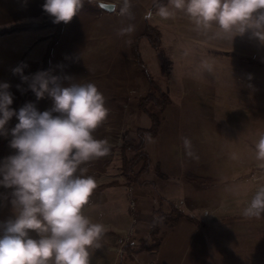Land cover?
<instances>
[{"label":"rangeland","instance_id":"obj_1","mask_svg":"<svg viewBox=\"0 0 264 264\" xmlns=\"http://www.w3.org/2000/svg\"><path fill=\"white\" fill-rule=\"evenodd\" d=\"M154 1L129 0L128 12L122 14L124 0H84L83 8L67 24L53 23L43 9L24 23L33 25L28 28L33 32V47L24 54L40 46L44 56L50 48L48 74L65 85L67 78L74 83H94L109 109L94 136L106 139L110 151L83 165L97 186L106 185L92 192L83 209L93 221L107 226L100 247L90 250V264H116L126 242L146 236L152 210L167 211L166 207H174L185 218L195 216V224L185 225L182 218L184 225H177L173 232L182 238L177 239L180 254L191 264H264V214L259 219L243 215L257 188L264 185V169L254 159V145L264 134V43L251 31L233 41L230 35L197 31L182 12L162 19ZM94 2L113 4L114 10L104 12ZM145 21L157 28L160 47L157 51L141 42L143 64L139 66L132 43L144 31ZM129 25L134 30L120 35ZM142 67L169 99L164 110L156 111L160 119L157 136L145 142L150 162L147 173L139 178L148 182L143 187L121 171L123 143H136V130L150 126L149 118L138 109L150 88ZM7 83L10 88V84L17 87L26 81ZM33 93L30 88L21 91V107L32 103L40 112L52 108L47 94L37 99ZM184 138L191 141L194 156L187 154ZM4 139L0 166L10 156L3 148H12L11 133L7 145H1ZM13 191L0 185V234L4 224L15 218ZM166 228L162 225L160 233ZM170 249L166 242L154 261L142 258L146 251H140L127 264H171L173 254L168 260L163 256Z\"/></svg>","mask_w":264,"mask_h":264},{"label":"clouds","instance_id":"obj_2","mask_svg":"<svg viewBox=\"0 0 264 264\" xmlns=\"http://www.w3.org/2000/svg\"><path fill=\"white\" fill-rule=\"evenodd\" d=\"M84 6V0H45L43 10L52 22L69 23ZM130 7L124 0L122 14ZM184 13L195 29L220 37L252 36L264 43V0H168L158 4L162 19ZM151 16V13H149ZM129 25L120 35L130 34ZM215 30V31H214ZM26 66V65H25ZM23 67L13 69L23 81ZM207 70L211 66L204 64ZM63 84L59 77L38 72L31 77L30 89L37 99L47 94L53 101L50 110L40 112L32 103L18 112L10 109L12 94L7 83L0 84V134L16 116L10 146L17 154L0 166V185L14 188L12 205L15 218L8 220L0 234V264H90V250L100 247L107 226L93 221L83 209L97 187L94 177L83 167L106 156L110 144L97 139L95 131L109 115L104 95L94 83ZM56 113L57 115H53ZM189 156L191 141L184 138ZM257 167L264 169V134L254 145ZM264 214V185L257 188L244 209L246 218Z\"/></svg>","mask_w":264,"mask_h":264},{"label":"trees","instance_id":"obj_3","mask_svg":"<svg viewBox=\"0 0 264 264\" xmlns=\"http://www.w3.org/2000/svg\"><path fill=\"white\" fill-rule=\"evenodd\" d=\"M166 2L167 0H155L153 5L154 7H158V4H165ZM29 27H33V25L17 24L12 26L10 29L0 30V35L15 30L28 29ZM56 41V39L54 41H51V45ZM159 41V33L157 31V28L145 21L144 31L139 34L132 43V53L134 54V57L137 60L139 66L143 64L139 44L141 42H145L148 48L159 51ZM51 45L49 47H51ZM49 49L50 48L47 49V52L44 54L41 60L42 67L40 69V72L47 71ZM245 61L253 66L260 65L259 62L252 59H245ZM141 69H143V67ZM142 72L150 88L145 92V95L141 99L138 109L141 113L145 114L149 118L150 126L147 128H138L135 135L136 143L125 141L121 148L122 174L127 179L129 178V176L133 177V181H138V186L141 187L148 184V182L139 181V178L142 176V174L147 173L146 171L148 170L150 162V155L145 149V142L147 141V139L149 140L150 138H155L157 136L160 126V119L157 116V112H161L162 110H164L163 108L169 104L167 93L153 80L152 76L147 70L143 69ZM153 110L157 112L155 113ZM139 165L140 168L136 169V167ZM194 177L198 180L205 179L199 176ZM105 186L106 185L97 186L94 190H99ZM181 217H183V214L174 207H170V209H167V211L161 209L152 210L151 221L146 236L144 238L136 240V242H126L121 247L120 257L117 264H127V262L132 259V256L139 251H155L160 244L159 234L161 231V226L165 225L167 227H173ZM187 219L190 222H193V219H191L190 217Z\"/></svg>","mask_w":264,"mask_h":264},{"label":"crops","instance_id":"obj_4","mask_svg":"<svg viewBox=\"0 0 264 264\" xmlns=\"http://www.w3.org/2000/svg\"><path fill=\"white\" fill-rule=\"evenodd\" d=\"M44 3H45V0L43 1L41 0H0V30L8 29L9 26H14L17 24H24L25 20H30L29 18L30 17L32 18L33 15L39 16L41 14V10L43 9L42 6ZM32 35H33V32L30 29L15 30V31L7 32V33L0 35V84L7 83L10 81H15L17 82L16 84L25 82L21 79V76L19 74H13V69H15L18 66H24L23 75L29 77V81H27L25 84L22 83L24 85L21 84L17 87L16 86L13 87V84H10V88H8V90L10 89V91L12 92L11 94L13 97V103L9 107L10 109L15 110L16 112H18L19 109L21 108V91L25 88H30L29 83L31 81V77L34 74L40 72V69H41L40 63L43 58V55L40 54V48H39L40 46H37V47L34 46L35 50L32 49L33 52L30 51L28 55L24 54L26 50H29V48L33 47L32 45L33 41H31L33 37ZM39 59H40V63H39ZM51 60H52V57L49 56L48 68H47L46 73H48ZM16 120H17L16 116H13L9 120V122L5 126L7 130V134H0V143L5 136L7 139V137L10 135L11 128L15 127ZM6 139H4L5 141L1 145H5V144L7 145ZM6 149L7 148L5 146V148H3V151L6 152L7 156L8 155L12 156V155L17 154L16 149H13V148H9L8 150ZM8 151L10 152L8 153ZM6 159H4V162ZM122 199L123 197H121V200ZM191 202L194 204L193 201ZM165 209L167 210L168 208L166 207ZM109 214L111 216L116 215L115 212H111ZM130 215L132 216V213H130ZM189 216L192 217V219H194L193 222H190L185 217H181L177 221L175 226L163 229L162 234L160 233L161 236H160L159 247L155 251H150V252L146 251V253L142 254L141 257L145 258L146 260L150 258L151 260L154 261L155 259L154 257L156 256V254L162 251V246L167 242V243H170L171 249L170 251L165 250L166 253L163 256H166V260H168L167 257L169 254H173V256L170 259L171 264H191L190 259L187 258V256H181L180 254L179 243H178L180 241H178L177 239H182V238L179 237L180 235L173 234L174 229L177 228V225L178 226L184 225V222H181L182 218H184L183 220L186 221L185 225H187V223L195 224V216H191V215ZM147 218H149V220L151 221V217H147ZM149 224H148V227H149ZM141 229L146 231L145 226H143ZM141 238L142 237H140V239ZM119 257L120 255H118V261H119ZM141 260H144V259H141Z\"/></svg>","mask_w":264,"mask_h":264},{"label":"water","instance_id":"obj_5","mask_svg":"<svg viewBox=\"0 0 264 264\" xmlns=\"http://www.w3.org/2000/svg\"><path fill=\"white\" fill-rule=\"evenodd\" d=\"M94 5L104 12L111 13L114 10V5L110 3H103V2H94Z\"/></svg>","mask_w":264,"mask_h":264},{"label":"built area","instance_id":"obj_6","mask_svg":"<svg viewBox=\"0 0 264 264\" xmlns=\"http://www.w3.org/2000/svg\"><path fill=\"white\" fill-rule=\"evenodd\" d=\"M132 204V208L131 209H134V204L133 203H131Z\"/></svg>","mask_w":264,"mask_h":264}]
</instances>
